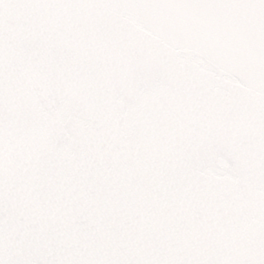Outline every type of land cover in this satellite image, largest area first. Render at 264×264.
<instances>
[{
  "label": "snow or ice",
  "instance_id": "6c2138e0",
  "mask_svg": "<svg viewBox=\"0 0 264 264\" xmlns=\"http://www.w3.org/2000/svg\"><path fill=\"white\" fill-rule=\"evenodd\" d=\"M0 264H264V0H0Z\"/></svg>",
  "mask_w": 264,
  "mask_h": 264
}]
</instances>
